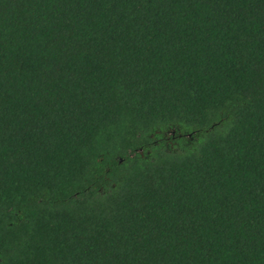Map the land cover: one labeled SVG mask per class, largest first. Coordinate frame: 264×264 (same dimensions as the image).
Masks as SVG:
<instances>
[{"label":"trees","instance_id":"obj_1","mask_svg":"<svg viewBox=\"0 0 264 264\" xmlns=\"http://www.w3.org/2000/svg\"><path fill=\"white\" fill-rule=\"evenodd\" d=\"M0 264H264V0H0Z\"/></svg>","mask_w":264,"mask_h":264}]
</instances>
